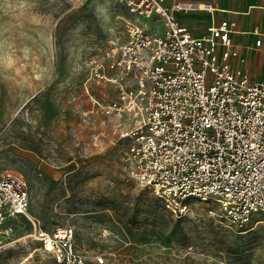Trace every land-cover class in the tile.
I'll return each mask as SVG.
<instances>
[{
  "label": "rangeland",
  "instance_id": "374dc122",
  "mask_svg": "<svg viewBox=\"0 0 264 264\" xmlns=\"http://www.w3.org/2000/svg\"><path fill=\"white\" fill-rule=\"evenodd\" d=\"M121 16L119 0H0V171L30 191L0 264H54L32 220L72 225L87 264L98 252L106 264H264V213L235 226L215 201L191 199L175 216L121 160L101 107L115 87L90 78L122 39Z\"/></svg>",
  "mask_w": 264,
  "mask_h": 264
},
{
  "label": "built area",
  "instance_id": "2783aa9c",
  "mask_svg": "<svg viewBox=\"0 0 264 264\" xmlns=\"http://www.w3.org/2000/svg\"><path fill=\"white\" fill-rule=\"evenodd\" d=\"M119 1L131 17L121 16L122 39L93 60L90 78L115 87L101 107L113 118L131 177L175 216L191 199L215 201L235 226L264 213V75L255 80L243 67L231 40L234 22L220 20L195 35L180 16L196 9L191 0ZM29 206L25 177L1 170L0 252L18 242L15 220L29 217ZM32 224L29 236L54 264L88 263L72 225ZM93 259L106 264L101 252Z\"/></svg>",
  "mask_w": 264,
  "mask_h": 264
},
{
  "label": "crops",
  "instance_id": "0c3cea01",
  "mask_svg": "<svg viewBox=\"0 0 264 264\" xmlns=\"http://www.w3.org/2000/svg\"><path fill=\"white\" fill-rule=\"evenodd\" d=\"M196 9L181 14L182 22L195 35L206 32L211 24L220 20L234 22L231 40L240 57L245 59L243 67L251 77L259 80L264 75V0H191ZM210 2L213 12L201 9ZM222 9V10H220ZM260 38L259 47L255 40Z\"/></svg>",
  "mask_w": 264,
  "mask_h": 264
}]
</instances>
